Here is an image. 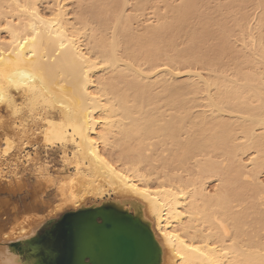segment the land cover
Wrapping results in <instances>:
<instances>
[{
  "label": "bare ground",
  "instance_id": "6f19581e",
  "mask_svg": "<svg viewBox=\"0 0 264 264\" xmlns=\"http://www.w3.org/2000/svg\"><path fill=\"white\" fill-rule=\"evenodd\" d=\"M42 1L0 0V110L41 124L30 134L12 123L22 147L49 132L55 114L66 170L51 178L54 206L41 199L53 185L43 178L23 210L0 202V264H40L13 245L59 212L105 205L148 227L160 264H264V0L211 12L204 0H166L168 16L141 33L138 17L123 14L126 0H76L73 19L67 0H49L47 14ZM136 2L141 11L149 0ZM251 2L262 11L254 37L231 9ZM227 20L248 52L230 40ZM19 158L0 179L16 181L18 163L36 173L47 165Z\"/></svg>",
  "mask_w": 264,
  "mask_h": 264
},
{
  "label": "rangeland",
  "instance_id": "374dc122",
  "mask_svg": "<svg viewBox=\"0 0 264 264\" xmlns=\"http://www.w3.org/2000/svg\"><path fill=\"white\" fill-rule=\"evenodd\" d=\"M48 1L47 0L42 1V3L39 5L40 10L45 14H47L48 12L47 10L49 6L51 5L50 1L49 2ZM126 1H127V4L126 6H124L125 8L123 7L125 9V12H123V14L127 13V16L130 14V16L132 17L139 18L140 21L137 18L136 23L133 22L132 24L133 25L132 28H134V31L136 30L137 33L139 31H140L139 33H141L143 28L145 27L147 28L146 25L152 26L156 24L158 20V18L156 17L157 14L168 16L165 14L166 13V6H165L166 0H149L148 4H146V6L141 11L140 10L137 11V8L135 7L137 3L136 0H126ZM168 1L172 5H178L181 0H168ZM231 1H234V0H204L203 5L205 8L203 7V9H205L206 11L207 9H210L208 11L211 12L213 11L211 9H213L217 4L227 5ZM66 3L69 9L70 19H73L74 16L77 15V14L75 15V13L80 12L79 8L76 5V0H73V1L67 0ZM234 4L235 5L231 7L232 11L234 12L237 11V13L241 12L244 15L245 17L244 28H247L248 32H249V29H252L250 31L251 34L253 35V37L256 36V34L254 35L256 31L255 27L257 28V25H258L256 19L259 20L258 15H260L261 14L260 12L262 11L259 8H257V10L255 9L254 2H251L249 4L248 3L243 4L240 6L237 3H234ZM229 22L227 20L226 23L228 24L226 25L227 26L229 25L228 27H230V30L232 31V35H233L230 40L233 42V44H235V46H237V48L235 47L237 50L243 51L242 50L243 47L241 46L239 39L240 38L244 39L243 37L244 32H241L240 29L236 27L235 24L232 23L231 20H229ZM260 32L263 33L264 31H260ZM0 35L1 37H4L3 33H1ZM246 37L247 36L245 35V38ZM246 39H244L245 42L248 40ZM239 46H240V49H239ZM243 49L245 52L247 51V49L246 50L245 48ZM197 69H198V66L196 67V69H194L195 70L194 72H196ZM198 71L201 72L202 76H205L206 74H208L206 71L202 69L197 70V72ZM181 76H180L181 80L185 79L186 77L185 74H183L182 77ZM9 114H10L9 111L5 109L0 110V118H1L0 119L1 121L0 123L1 124L0 125V154L4 155L2 162L0 161V175L5 172H8L9 168H13L12 165L14 164L15 161H17L16 160L17 158L20 159L19 157L22 158L24 154L29 153L31 154L32 157L36 158L39 162L50 165V167H48V170H49L51 178H54V179L60 178L62 173L65 172L66 168L63 167L61 164L62 162L61 158L63 156L62 146L64 144V138L58 126L56 115L53 114L52 116L49 117L50 131L47 133H44L43 136H40V137L39 135L34 136V137L29 136L28 139L25 140L26 145H24L23 146L24 148H23L22 145L18 142V138L15 136L16 132H14L15 128L12 123H15L18 126L24 125L25 123L26 126L25 125L24 126L27 128L26 130L28 131V129L29 130L31 129L30 134L31 133L38 134L40 132L39 129L41 128V124L38 122H30V119L24 117L23 113L20 114L22 116L20 115L16 116L18 118L13 117L11 115L9 116ZM15 118L17 120H20L21 123H18L17 120L15 121ZM22 118H23V121L25 120L24 122L22 121ZM45 137L53 140L58 145V147L53 149V148H49L45 146L43 144ZM38 144L40 145L39 147H37ZM5 153H7V155H5ZM243 158H246V156H244ZM14 169H16V175H19L25 178L24 186L23 188H21L20 185L16 181L8 184V181H4L3 179H0L1 181L0 182V202L3 204L7 201H10L12 203V207H13V204L18 205L17 203H20V206L19 205L18 206L20 207V209L23 210V207L25 205L31 204L33 202V190L35 187H39L38 185H39L40 180H42V178H38L36 175L35 169H33L31 166H28L26 164L18 163L17 166L14 167ZM259 179L260 181H264V171H262ZM218 185H219L218 179H212L209 182H207L205 189L208 192L213 193ZM41 199L44 200L43 201L44 204H47L49 206H54L55 204L59 202L58 198L56 197L54 184L50 185L46 189V194H43ZM66 212H67L66 210L59 212V214L55 215L56 217L55 219L59 218V216L63 215ZM39 213H43V210H40ZM49 227H51L50 222H47L44 224L45 229ZM26 246L27 245L18 244V243L13 245V247H15L17 251H22V249H24Z\"/></svg>",
  "mask_w": 264,
  "mask_h": 264
},
{
  "label": "water",
  "instance_id": "95a60500",
  "mask_svg": "<svg viewBox=\"0 0 264 264\" xmlns=\"http://www.w3.org/2000/svg\"><path fill=\"white\" fill-rule=\"evenodd\" d=\"M26 245L40 264H160L161 257L146 225L106 205L66 212Z\"/></svg>",
  "mask_w": 264,
  "mask_h": 264
},
{
  "label": "snow or ice",
  "instance_id": "6c2138e0",
  "mask_svg": "<svg viewBox=\"0 0 264 264\" xmlns=\"http://www.w3.org/2000/svg\"><path fill=\"white\" fill-rule=\"evenodd\" d=\"M25 42H26V41H25ZM62 47H63V45H62ZM157 71H160V69L157 68ZM149 74H151V73H149ZM93 143H95V141H93ZM43 144H44L45 146H47V147H49V148H53V149L56 148V147H58V145H57L53 140H51V139H49V138H47V137H45V139H44V141H43ZM39 146H40V145L38 144L37 147H39ZM5 155H7V153H5ZM27 159L31 160V157H27ZM105 163H107V162L105 161ZM47 167H50V165H44V166H42L41 169H40V171H39L38 173H36V175H37L38 178L46 179V180L49 181V183L54 184L55 181H53V180L51 179V177H48V176H47V173H46V171H45V169H46ZM16 182L20 185L21 188H23L24 183H25V178L22 177V176L17 175V176H16ZM137 191H141V190H140V189H137ZM143 191H144V192H147L148 189H143ZM157 191H159V189H157ZM57 211H59V209H57Z\"/></svg>",
  "mask_w": 264,
  "mask_h": 264
}]
</instances>
